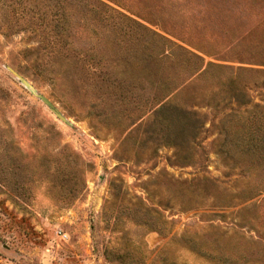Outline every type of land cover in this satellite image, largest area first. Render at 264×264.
<instances>
[{
	"label": "rangeland",
	"instance_id": "1",
	"mask_svg": "<svg viewBox=\"0 0 264 264\" xmlns=\"http://www.w3.org/2000/svg\"><path fill=\"white\" fill-rule=\"evenodd\" d=\"M0 264H264V0H0Z\"/></svg>",
	"mask_w": 264,
	"mask_h": 264
},
{
	"label": "trees",
	"instance_id": "2",
	"mask_svg": "<svg viewBox=\"0 0 264 264\" xmlns=\"http://www.w3.org/2000/svg\"><path fill=\"white\" fill-rule=\"evenodd\" d=\"M103 5H105V4H103ZM172 46H171V44H168L167 46H164L162 51L154 52V50H152L151 52L145 51V53L147 54L146 55L147 57H153V60H157V62L163 63L165 61L170 60L172 58V56H174V51H173ZM79 60L81 61L82 59H79ZM85 60H87V59H85ZM85 60L83 59V61H81V63L79 61L76 63H79L80 67H82V68H87V67L93 68V67H96L97 65L100 64L99 62H97V60H94V59L88 60V61H85Z\"/></svg>",
	"mask_w": 264,
	"mask_h": 264
},
{
	"label": "water",
	"instance_id": "3",
	"mask_svg": "<svg viewBox=\"0 0 264 264\" xmlns=\"http://www.w3.org/2000/svg\"><path fill=\"white\" fill-rule=\"evenodd\" d=\"M45 100H46V99H45ZM46 102H48V103L50 104V106L53 107V105H52L48 100H46ZM57 115H58L60 118L65 119V117H64L61 113L57 112Z\"/></svg>",
	"mask_w": 264,
	"mask_h": 264
}]
</instances>
